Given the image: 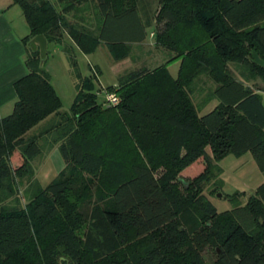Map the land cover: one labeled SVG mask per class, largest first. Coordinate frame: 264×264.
Instances as JSON below:
<instances>
[{"label": "trees", "instance_id": "16d2710c", "mask_svg": "<svg viewBox=\"0 0 264 264\" xmlns=\"http://www.w3.org/2000/svg\"><path fill=\"white\" fill-rule=\"evenodd\" d=\"M12 1L30 34L28 74L0 117V264H206L209 249L215 264H264V183L221 213L204 193L221 194L215 161L228 155L251 153L264 173L263 92L249 84L264 81V0ZM37 36L65 46L78 80L69 112L30 45ZM151 40L168 55L154 68L134 54ZM100 45L120 76L107 89L116 106L79 83L75 46ZM201 75L216 84L206 114L193 100ZM53 149L65 169L43 187L35 161Z\"/></svg>", "mask_w": 264, "mask_h": 264}, {"label": "rangeland", "instance_id": "374dc122", "mask_svg": "<svg viewBox=\"0 0 264 264\" xmlns=\"http://www.w3.org/2000/svg\"><path fill=\"white\" fill-rule=\"evenodd\" d=\"M25 23L28 25L26 20ZM29 34L30 31H28L27 35ZM151 42H153V40L147 42L142 49L139 48L135 50L134 54L136 57L141 55L142 59L146 58L144 64L150 68H154L165 61L168 55L164 54L159 49H154ZM65 43L73 46L69 38H65ZM74 56L77 63L76 69L77 73H79L80 85L83 86L87 80H90L94 87V93L98 95L99 105L107 107V89L116 87L120 77L116 71L117 66L111 56L109 48L106 45H100L94 52L84 54L75 46ZM45 59L44 69L50 74L51 85L61 100V112H69L78 95V80L73 74V68L65 52V46L48 44ZM142 66V64H139L137 67L139 68ZM128 67H130L129 64ZM97 68L99 69V73H96ZM122 68L123 66H121V69ZM94 69L96 71H94ZM232 69L238 78H240L241 72L244 71L242 69H237L235 66H232ZM168 70L174 78H177L180 72V62L172 63L169 65ZM196 80L193 100L196 105H209L203 111V113L206 114L217 104L215 101L212 103L210 102V104L206 102L211 91L216 87V84L210 81L206 75H201ZM249 84L255 90L263 92L264 103V81L262 79H257L256 81H251ZM16 102L17 99L13 105L11 114L14 112ZM207 151L212 155L210 148H208ZM120 152L123 154L127 151H123L121 147ZM48 156L49 155H46L44 158H39L35 161L38 180L43 187H47L57 181L61 177L63 171L55 174L57 173L56 167L52 162L50 165L47 163L49 161ZM215 164L221 169L219 183L221 185V194L224 195V197H219L217 193L211 194V190L213 189L211 186L210 188H206L204 193L209 197L220 213L231 210L234 207V202L231 200L235 195H238L240 202L245 205L249 197L255 194L257 188L264 183V173L261 172L257 166L251 153H245L243 155L231 154L223 159L215 161ZM87 229L88 226L85 225L83 231ZM218 259L219 255L215 250L209 249L206 251L204 256L206 264H215Z\"/></svg>", "mask_w": 264, "mask_h": 264}, {"label": "crops", "instance_id": "0c3cea01", "mask_svg": "<svg viewBox=\"0 0 264 264\" xmlns=\"http://www.w3.org/2000/svg\"><path fill=\"white\" fill-rule=\"evenodd\" d=\"M19 6L12 0H0V117L11 115L17 99L15 83L28 74L25 65L26 46L29 27ZM49 165L56 167L58 174L65 169L64 160L58 149L48 152ZM45 155V156H46ZM43 156L42 158H44ZM48 165V166H49ZM52 166V165H51ZM38 178V176H37Z\"/></svg>", "mask_w": 264, "mask_h": 264}, {"label": "water", "instance_id": "95a60500", "mask_svg": "<svg viewBox=\"0 0 264 264\" xmlns=\"http://www.w3.org/2000/svg\"><path fill=\"white\" fill-rule=\"evenodd\" d=\"M30 45L35 51L39 48L41 51L42 59H45L48 48V42L44 36H37L33 39ZM255 59L258 64L264 66V62L259 58L257 54H255ZM218 196L221 197L222 194H218ZM68 262L71 263L70 260H68Z\"/></svg>", "mask_w": 264, "mask_h": 264}, {"label": "built area", "instance_id": "2783aa9c", "mask_svg": "<svg viewBox=\"0 0 264 264\" xmlns=\"http://www.w3.org/2000/svg\"><path fill=\"white\" fill-rule=\"evenodd\" d=\"M113 96L116 99H113ZM120 102H121L120 97L117 94H115V93H111V94L107 93L106 104L109 107L119 105Z\"/></svg>", "mask_w": 264, "mask_h": 264}, {"label": "clouds", "instance_id": "9594fccd", "mask_svg": "<svg viewBox=\"0 0 264 264\" xmlns=\"http://www.w3.org/2000/svg\"><path fill=\"white\" fill-rule=\"evenodd\" d=\"M113 99H116V98L113 96Z\"/></svg>", "mask_w": 264, "mask_h": 264}]
</instances>
